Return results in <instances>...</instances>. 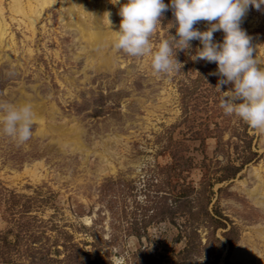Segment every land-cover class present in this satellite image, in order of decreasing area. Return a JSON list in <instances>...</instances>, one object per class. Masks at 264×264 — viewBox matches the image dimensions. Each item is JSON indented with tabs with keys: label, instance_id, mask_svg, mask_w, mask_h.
Masks as SVG:
<instances>
[{
	"label": "rangeland",
	"instance_id": "374dc122",
	"mask_svg": "<svg viewBox=\"0 0 264 264\" xmlns=\"http://www.w3.org/2000/svg\"><path fill=\"white\" fill-rule=\"evenodd\" d=\"M114 3L56 0L31 26L0 0V100L35 112L26 143L0 132V264H264V134L220 108L199 40L167 75L117 51ZM240 27L264 63V5Z\"/></svg>",
	"mask_w": 264,
	"mask_h": 264
},
{
	"label": "clouds",
	"instance_id": "9594fccd",
	"mask_svg": "<svg viewBox=\"0 0 264 264\" xmlns=\"http://www.w3.org/2000/svg\"><path fill=\"white\" fill-rule=\"evenodd\" d=\"M119 2L115 0L114 4ZM249 5L259 10L264 0H171L170 5L163 0H127L119 9L121 21L119 30L114 31L113 46L132 57L150 56L153 71L167 75L181 69L177 52L188 50L192 40H199L202 48L193 57L217 64L212 75L220 77L215 87L222 93L220 108L226 115H235L264 134V67H258L264 63L253 57L251 38L240 27ZM169 8L175 17L171 28H176V36L153 48L151 37ZM201 20L209 22L206 31L194 28ZM216 31L225 34L222 43L214 42ZM224 85L231 87L221 91ZM34 120L31 103L0 100V132L12 140L19 144L29 141ZM117 253L118 250H113L109 257L111 264H126V257Z\"/></svg>",
	"mask_w": 264,
	"mask_h": 264
},
{
	"label": "bare ground",
	"instance_id": "6f19581e",
	"mask_svg": "<svg viewBox=\"0 0 264 264\" xmlns=\"http://www.w3.org/2000/svg\"><path fill=\"white\" fill-rule=\"evenodd\" d=\"M13 1V11L17 14H20L24 18L28 19V22L31 26H34V24L38 21L40 18L43 10L45 8L49 7L50 5L54 4L56 0H30L29 1V12H26L23 7L22 0H12ZM1 11V8H0ZM94 40H98L99 36L97 34L90 35ZM258 187L255 188L254 193L258 192ZM261 195V194H260ZM264 195V194H262Z\"/></svg>",
	"mask_w": 264,
	"mask_h": 264
}]
</instances>
